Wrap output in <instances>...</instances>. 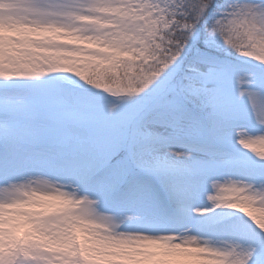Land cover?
<instances>
[{
    "label": "clouds",
    "instance_id": "9594fccd",
    "mask_svg": "<svg viewBox=\"0 0 264 264\" xmlns=\"http://www.w3.org/2000/svg\"><path fill=\"white\" fill-rule=\"evenodd\" d=\"M0 18V264L161 246L264 264V0H0ZM201 35L193 91L173 81Z\"/></svg>",
    "mask_w": 264,
    "mask_h": 264
},
{
    "label": "rangeland",
    "instance_id": "374dc122",
    "mask_svg": "<svg viewBox=\"0 0 264 264\" xmlns=\"http://www.w3.org/2000/svg\"><path fill=\"white\" fill-rule=\"evenodd\" d=\"M15 3L22 7L24 0H15ZM10 22L11 21L9 20L0 18V31H3L5 28H7ZM8 34L13 35L14 33L9 32ZM209 51L210 49L208 42L204 39V37L202 35L195 37L193 44L189 46V51L186 54L183 64L179 67L175 75L173 83L180 87L188 85L193 91L203 87V81H192L186 77L192 75V69L198 67L203 70L205 68L204 60L209 54ZM175 59L176 57H173V60ZM167 66L168 65H164L165 68ZM156 75V73L145 74V85L150 83ZM208 86H211V81L208 82ZM124 91L126 93H135L139 91V89L133 86L129 89H125ZM122 155L123 153L112 154L110 163L117 168L121 167L123 163L121 161ZM111 259L113 258L103 257L101 264H108V261ZM119 259L122 261V264H197L199 258L195 256H189L183 252L169 250L161 246L152 247L140 253H134L131 255L125 254Z\"/></svg>",
    "mask_w": 264,
    "mask_h": 264
},
{
    "label": "trees",
    "instance_id": "16d2710c",
    "mask_svg": "<svg viewBox=\"0 0 264 264\" xmlns=\"http://www.w3.org/2000/svg\"><path fill=\"white\" fill-rule=\"evenodd\" d=\"M193 42H194V38H193V40L190 42V45H192V44H193Z\"/></svg>",
    "mask_w": 264,
    "mask_h": 264
},
{
    "label": "snow or ice",
    "instance_id": "6c2138e0",
    "mask_svg": "<svg viewBox=\"0 0 264 264\" xmlns=\"http://www.w3.org/2000/svg\"><path fill=\"white\" fill-rule=\"evenodd\" d=\"M168 81L167 80H165V83H167Z\"/></svg>",
    "mask_w": 264,
    "mask_h": 264
}]
</instances>
